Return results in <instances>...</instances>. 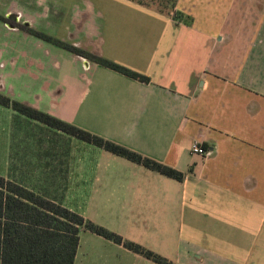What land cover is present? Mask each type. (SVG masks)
Listing matches in <instances>:
<instances>
[{"label":"crops","instance_id":"crops-1","mask_svg":"<svg viewBox=\"0 0 264 264\" xmlns=\"http://www.w3.org/2000/svg\"><path fill=\"white\" fill-rule=\"evenodd\" d=\"M176 10L192 22L130 0H0L1 15L151 79L0 19L1 93L185 174L165 176L52 129L68 144L62 165L46 161L50 180L63 178L61 198L30 188L75 211L65 185L73 179L104 193L108 207L124 201L113 216L158 232L161 249L146 248L175 264H264V0H178ZM196 142L207 156L192 151ZM74 264L157 263L83 229Z\"/></svg>","mask_w":264,"mask_h":264},{"label":"trees","instance_id":"trees-1","mask_svg":"<svg viewBox=\"0 0 264 264\" xmlns=\"http://www.w3.org/2000/svg\"><path fill=\"white\" fill-rule=\"evenodd\" d=\"M159 13L172 16L176 22L189 24L190 16L176 10L178 0H130ZM168 9L169 11H166ZM0 19L9 20L0 14ZM19 28L144 83L150 77L117 62L76 47L33 28ZM0 105L11 108L16 116L27 117L47 127L100 147L165 176L183 180L185 174L127 146L62 120L0 92ZM26 119V118H25ZM87 229L140 254L157 264H175L167 257L122 235L96 224L62 201L47 197L13 178L0 174V264H74L80 244V233Z\"/></svg>","mask_w":264,"mask_h":264},{"label":"rangeland","instance_id":"rangeland-1","mask_svg":"<svg viewBox=\"0 0 264 264\" xmlns=\"http://www.w3.org/2000/svg\"><path fill=\"white\" fill-rule=\"evenodd\" d=\"M56 1L65 4L72 3L74 0ZM166 11L169 10L166 9ZM65 139L66 137H63L61 133H55L46 125L27 119V117L16 116L11 108L0 105V174L19 182L23 181L27 183L24 185L29 187H37L44 193L50 195L56 193L55 197L60 199V190L64 188L63 178L59 181L50 180L48 172H51L53 167H51V164L47 165L46 161H53L55 168L62 165L63 156L61 151H63V147L68 145ZM75 140L80 144H86L88 147H94L92 144L79 139ZM69 144L71 150H73L75 144L72 139ZM76 144L78 145V143ZM47 153H50L49 156H47ZM86 155L88 156L87 162L91 161L89 157L94 155L93 150L87 149ZM41 161L42 163H38ZM77 172L78 170L74 169L73 178L77 176L75 174ZM48 180L51 183H48ZM65 185L69 186V203L86 218L123 235L126 239L145 245V247L151 246L161 249L158 242V232L148 233L143 232V229L131 228L130 218L113 216L112 211L121 208L125 203L124 201H113L111 202L112 206L108 207L104 201L106 199L104 193H100L98 196L90 195L91 185L89 183H80L78 179H73V184ZM100 195L102 196L100 197ZM116 195H120V193L116 192ZM142 202H137V206L142 208Z\"/></svg>","mask_w":264,"mask_h":264},{"label":"built area","instance_id":"built-area-1","mask_svg":"<svg viewBox=\"0 0 264 264\" xmlns=\"http://www.w3.org/2000/svg\"><path fill=\"white\" fill-rule=\"evenodd\" d=\"M192 151L194 153H198L200 155L203 156H207L208 155V151L206 148H204L201 144H199L198 142H196L193 146H192Z\"/></svg>","mask_w":264,"mask_h":264},{"label":"flooded vegetation","instance_id":"flooded-vegetation-1","mask_svg":"<svg viewBox=\"0 0 264 264\" xmlns=\"http://www.w3.org/2000/svg\"><path fill=\"white\" fill-rule=\"evenodd\" d=\"M5 17V16H4ZM7 18V17H6ZM12 24H14L15 26H17L16 24H20V23H18V22H16L15 20H11L10 18H7ZM8 21V22H9ZM20 25H22V24H20ZM25 26V25H24ZM18 27V26H17Z\"/></svg>","mask_w":264,"mask_h":264}]
</instances>
